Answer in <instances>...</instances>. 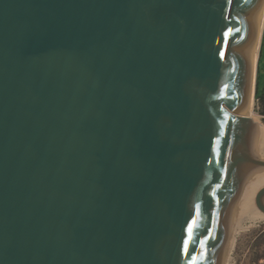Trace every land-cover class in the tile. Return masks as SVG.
<instances>
[{"label":"water","instance_id":"1","mask_svg":"<svg viewBox=\"0 0 264 264\" xmlns=\"http://www.w3.org/2000/svg\"><path fill=\"white\" fill-rule=\"evenodd\" d=\"M262 2L0 0V264H222Z\"/></svg>","mask_w":264,"mask_h":264},{"label":"bare ground","instance_id":"2","mask_svg":"<svg viewBox=\"0 0 264 264\" xmlns=\"http://www.w3.org/2000/svg\"><path fill=\"white\" fill-rule=\"evenodd\" d=\"M252 26L254 30L252 43L242 51L249 73L246 98L238 114L250 118L255 123L253 152L257 158L264 160V125L257 121V115L253 111L256 65L264 27V0L252 18ZM263 186L264 167L253 170L245 177L227 224L222 264H232L237 236L244 229V225L264 220V214L254 205V196Z\"/></svg>","mask_w":264,"mask_h":264},{"label":"rangeland","instance_id":"3","mask_svg":"<svg viewBox=\"0 0 264 264\" xmlns=\"http://www.w3.org/2000/svg\"><path fill=\"white\" fill-rule=\"evenodd\" d=\"M261 54L258 60V96L264 92V31L262 34ZM253 111L254 107H253ZM264 125V120L257 116ZM232 264H264V220L247 223L238 234Z\"/></svg>","mask_w":264,"mask_h":264},{"label":"crops","instance_id":"4","mask_svg":"<svg viewBox=\"0 0 264 264\" xmlns=\"http://www.w3.org/2000/svg\"><path fill=\"white\" fill-rule=\"evenodd\" d=\"M264 31V27H263ZM262 31V34H263ZM262 39V35H261ZM262 42V40H261ZM260 42V47H259V53H258V58H257V65H256V75H255V84H254V94H253V107H254V113L262 120H264V92L262 95L258 96V89H257V73H258V60L261 54V47L262 43Z\"/></svg>","mask_w":264,"mask_h":264},{"label":"flooded vegetation","instance_id":"5","mask_svg":"<svg viewBox=\"0 0 264 264\" xmlns=\"http://www.w3.org/2000/svg\"><path fill=\"white\" fill-rule=\"evenodd\" d=\"M258 74H259V70H258L257 76H258Z\"/></svg>","mask_w":264,"mask_h":264},{"label":"snow or ice","instance_id":"6","mask_svg":"<svg viewBox=\"0 0 264 264\" xmlns=\"http://www.w3.org/2000/svg\"><path fill=\"white\" fill-rule=\"evenodd\" d=\"M186 254H188L187 251H186Z\"/></svg>","mask_w":264,"mask_h":264}]
</instances>
